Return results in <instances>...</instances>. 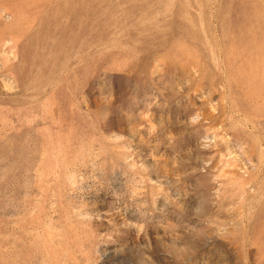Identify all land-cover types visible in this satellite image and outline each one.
I'll use <instances>...</instances> for the list:
<instances>
[{
	"label": "rangeland",
	"instance_id": "obj_1",
	"mask_svg": "<svg viewBox=\"0 0 264 264\" xmlns=\"http://www.w3.org/2000/svg\"><path fill=\"white\" fill-rule=\"evenodd\" d=\"M0 264H264V0H0Z\"/></svg>",
	"mask_w": 264,
	"mask_h": 264
}]
</instances>
